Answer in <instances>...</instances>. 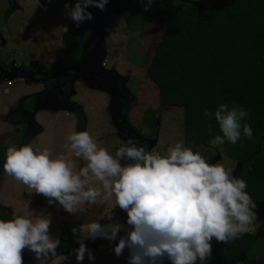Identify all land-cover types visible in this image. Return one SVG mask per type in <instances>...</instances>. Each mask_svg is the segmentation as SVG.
<instances>
[{"label": "clouds", "instance_id": "obj_1", "mask_svg": "<svg viewBox=\"0 0 264 264\" xmlns=\"http://www.w3.org/2000/svg\"><path fill=\"white\" fill-rule=\"evenodd\" d=\"M107 3L72 0L64 3V15L79 27L92 20L89 8L103 12ZM33 4L41 7L40 0H33ZM151 4L152 0H144L143 10ZM60 27L68 31L67 25ZM203 115L214 119L221 133L209 141L212 146L225 141L235 144L241 133L252 138L251 127L242 123L248 112L241 106L221 103L211 114L204 109ZM66 141V153L55 156L47 148L33 150L31 144L9 145L0 168L46 197L49 205L55 203L69 214L78 204L95 202L100 191L93 184L98 182L126 214L124 225L101 224L94 219L78 228L82 227L87 239L115 240L111 251L117 257L126 248L127 264H161L164 259L169 264H205L213 239L231 241L246 232L255 218V203L245 191L246 182L222 164L210 163L199 152L183 146L182 141L168 147L164 155L137 146L131 138L110 154L84 130L71 132ZM80 160L85 161L83 166ZM49 225L47 214L0 218V264H23V249L47 264L60 243L50 236ZM122 230L124 235L118 237ZM71 231L76 233L77 228ZM83 239L68 253L74 254L76 264L85 255L89 262L93 260Z\"/></svg>", "mask_w": 264, "mask_h": 264}, {"label": "rangeland", "instance_id": "obj_2", "mask_svg": "<svg viewBox=\"0 0 264 264\" xmlns=\"http://www.w3.org/2000/svg\"><path fill=\"white\" fill-rule=\"evenodd\" d=\"M178 1L170 0L172 5ZM189 1L196 2L197 0ZM65 2L71 4L72 0H45L43 4L40 1L41 7H34L33 1H31L28 9L33 8V12L35 13L34 19L40 20L43 16L38 10H41L43 6L50 8L47 10L48 12L56 11L61 14ZM91 9L89 8V10ZM33 12L29 16L26 14L24 16L32 17ZM56 12L54 16L58 19ZM28 17L25 18L29 20ZM4 18L5 7L4 4L0 3V28L12 30L13 33L17 28L22 27L19 12L12 13L7 23H5ZM60 18L59 25L61 26L67 25L70 22L65 15ZM93 18L99 23L96 14H94ZM104 19L106 27H104L105 23H103L104 28H98L101 35L99 45L103 42L102 46H98L101 50L99 57L104 58L106 54L109 57L107 56V60L105 61L106 67H103L102 70L108 77L116 73L123 79L118 80V83L122 84L121 87L125 88L127 93L125 94V90L120 87L116 89L118 96H122L123 100L126 99V96L130 99L131 96L133 97L132 107L127 114L126 121L131 130L139 136L137 139L142 143H147L148 149L164 155L168 147L174 145L177 141L183 142V112L179 108L171 107L163 108L159 112L158 90L146 77L145 70L161 39L169 20V14L163 16L155 23L147 25L136 34L128 32L121 15L112 16L111 18L106 15ZM28 23L30 27L33 26L30 21ZM36 30L47 47L48 42L44 40L49 39V37L46 35L45 27L40 24L39 29ZM12 36H15V34ZM49 36L53 42L60 39L59 33H50ZM26 45L22 48L18 47L16 51L19 53ZM77 50L78 48L71 50L72 54L76 55ZM45 52L44 55L46 57H48V54L54 55L50 49L45 50ZM102 61L98 59L100 65ZM85 65L86 67L84 68ZM82 68L86 69L84 73L79 72L77 67L67 71L72 74L74 80H78L79 78H84L85 75H89L90 70L94 69L89 64H83ZM96 76L98 75L96 74ZM13 79L15 78H8L6 82H11ZM29 88L31 87L25 86L19 78H16L15 83H12V85H7V83L0 85V144L6 147L12 144L17 146L31 144L33 150L47 148L51 155L55 156L57 153H66V137L73 131H87L96 140L98 146L104 147L110 154H113L120 144L127 140L124 137L125 135L118 131L116 123L113 122L112 115L116 102L108 90L104 91L103 88L95 87V85L94 87H90L85 83V80L74 84L72 88L75 93L65 100L64 103L71 110L78 111L83 117L84 127H79L75 117L69 113L73 111L65 107L61 112L48 109L47 104L51 97L44 99L47 101V104L44 103V105L41 102L32 115L26 116L27 114L21 108V104L23 106L22 100L24 101L28 97H31L35 90L39 89V87H36L29 91ZM118 109L123 110V107H119ZM114 117L120 121L122 120L117 115H114ZM122 123L126 126L124 120ZM150 134L154 135V140L147 141L141 136H148ZM191 150L199 152L210 163L222 164L225 170H230L231 174L237 177L236 174L239 166L223 156L221 145L212 146L208 144ZM3 160L4 157L1 158L0 162L2 163ZM84 163L85 161L80 160V166H83ZM93 186L99 188L100 191V195L96 198L95 202L92 204H88L87 202L78 204L75 211L69 214L55 203L49 205L47 198L42 194L35 193L33 189L28 188L10 175L0 172V209L10 213L11 217L21 215L31 218L32 215L36 214L49 215V234L53 238L59 239L60 245L56 249V255L48 258L47 264H76L74 254L69 256L68 253L71 249L78 247V241L82 240L85 236L82 227L78 228L79 225H83L94 219H99L98 222L101 224L120 223L124 225L126 220V214L123 211L119 212V208L115 206L114 198L106 196L105 190L98 182L93 184ZM254 214L255 218L248 226L246 232L254 233L255 225L259 224L261 236L249 249L245 256V261L247 260L249 264H264V210L255 206ZM74 227L77 228L76 233L71 231ZM67 231L70 233V237L66 235ZM121 232L123 230L118 232V236H120ZM83 243L92 252L93 260L89 262L87 255H85L84 260L80 264H127L126 257L128 250L126 248L122 250L119 257L115 256L111 251L116 243L115 240L109 242L102 238H84ZM210 243L211 254L210 258L206 259L205 264H210L212 256L213 240ZM61 244H68L70 249L61 246ZM21 256L23 264H44L42 259H36L34 254L27 249L21 251ZM64 256L67 259L64 260ZM161 264H169V262L164 259ZM237 264H245V262Z\"/></svg>", "mask_w": 264, "mask_h": 264}, {"label": "trees", "instance_id": "obj_3", "mask_svg": "<svg viewBox=\"0 0 264 264\" xmlns=\"http://www.w3.org/2000/svg\"><path fill=\"white\" fill-rule=\"evenodd\" d=\"M197 1L204 17L181 0L174 5L170 0H152L147 11L142 8L144 0H108L103 12L89 11L98 13L99 23L101 16L121 15L132 34L169 14L145 70L158 90L159 111L182 110L184 146L196 149L221 134L215 120L203 115L204 109L211 114L221 103L243 107L248 117L242 123L251 127L252 138L241 133L235 144L225 141L222 154L240 164L237 177L246 182L252 201L264 203V0ZM90 22L98 25L94 18L79 27L71 23L68 33L81 42ZM32 102L27 99L24 108L30 110ZM6 148L0 144V160ZM0 218L12 217L0 209ZM260 236L256 224L254 233L244 232L228 242L213 239L210 264H249L245 256Z\"/></svg>", "mask_w": 264, "mask_h": 264}, {"label": "flooded vegetation", "instance_id": "obj_4", "mask_svg": "<svg viewBox=\"0 0 264 264\" xmlns=\"http://www.w3.org/2000/svg\"><path fill=\"white\" fill-rule=\"evenodd\" d=\"M31 1L33 0H0V3H2V5L4 4L5 7V23L9 21L10 15L17 11L20 13V24L22 25V27L17 28L13 33L12 30L0 28V85H2V83L12 85V83H15V79L19 78L25 86L31 87L29 88V91H31L32 88L35 89L36 87H39V89H36L31 97L27 98L33 99V104L31 105L30 110L24 108L25 101L27 99L24 101L22 100L23 106L21 104V108H23V111L27 114L26 116H30L33 114L36 107L41 104V102L43 104H47V101L44 100L46 97H51L47 104L49 110L61 112L65 107L66 109L73 111L70 107L65 105L64 101L69 99V97L75 93L72 88L74 84L85 80V83H87L90 87H94L95 85V87H101L104 91L108 90L111 93L112 98L116 102L112 118L113 122L117 125L118 131L123 133L125 135L124 137L127 139L133 135L131 139L134 140L138 146L142 145L147 148V143H142L137 139L139 136H137L136 132L131 130L126 121L127 114L132 107L131 104L133 103V97L131 96L130 99L126 96V99L123 100L122 96H118L116 94V89L120 88L122 85L118 83V80L123 79L116 73H113L108 77L102 70L103 67H106L105 61L107 60L108 55L106 54V57L104 58L99 57L101 50L98 46H102L103 42L99 45L101 35L99 34L98 28L106 27L104 16H101V21L98 25L94 26L92 22L89 23V27L84 35L85 37L83 41L80 42L77 38L72 37L68 31L65 32L61 29L59 21H61L60 17H63L64 15L63 8L62 13L60 14L56 11L48 12L47 10L50 8L43 6L41 10H38L43 18L36 20L34 19L35 13L33 12V8H30L31 10L28 9ZM40 1L42 4L45 2V0ZM32 12L33 16L28 17ZM55 12L57 13L59 20L55 18ZM24 14L28 16H24ZM94 14L98 15L97 12H93V17ZM25 17H28L29 20ZM29 21L33 24L32 27L28 25ZM103 23H105L104 27ZM40 24L45 27L46 35L49 37V39L47 38L44 40L48 42L47 47L39 32L36 30L39 29ZM70 24L71 22L67 24V28H69ZM50 33H59L60 39L53 42L52 38L49 36ZM13 34H15V36H12ZM25 44H27L26 47L18 53L16 49L18 47L22 48ZM76 48H78L77 53L76 55H73L71 50ZM47 49L52 50L54 55L48 54V57H46L44 54ZM98 59L103 60L101 65L98 63ZM82 63L89 64L93 66L94 69H91L89 75H85L84 78L74 80L72 74L67 70L77 67L79 72L84 73V70L86 71V69L82 68ZM85 67L86 65L84 68ZM96 74L98 76H96ZM11 77L15 79L11 82H6L7 79ZM123 89L125 90V88ZM126 93L127 92L125 90V94ZM40 95L41 97L39 98ZM119 107H123V110H119ZM69 113L75 117L79 127H84V119L78 111L75 110ZM114 115H117L122 120L120 121L118 118H115ZM123 120L125 121L126 126L123 125ZM141 136L147 141L155 139L152 134L148 136ZM150 136H153V139H150ZM253 202L257 208L264 210V203ZM66 233V235L70 237V233L68 231ZM61 246L68 247V244H61ZM68 249H70V246Z\"/></svg>", "mask_w": 264, "mask_h": 264}, {"label": "water", "instance_id": "obj_5", "mask_svg": "<svg viewBox=\"0 0 264 264\" xmlns=\"http://www.w3.org/2000/svg\"><path fill=\"white\" fill-rule=\"evenodd\" d=\"M181 2H184V3H188L190 5H192L193 7H195L197 9V12H198V17H204V12H203V5L199 2V1H189V0H181ZM84 63H82L83 65ZM239 166V170H240V164H238ZM239 170L237 171V174L239 173ZM236 177V176H235ZM248 193V192H247ZM249 194V193H248ZM122 233V232H121ZM120 233V234H121Z\"/></svg>", "mask_w": 264, "mask_h": 264}]
</instances>
